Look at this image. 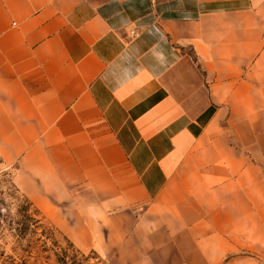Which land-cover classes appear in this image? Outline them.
I'll use <instances>...</instances> for the list:
<instances>
[{"label": "crops", "instance_id": "0c3cea01", "mask_svg": "<svg viewBox=\"0 0 264 264\" xmlns=\"http://www.w3.org/2000/svg\"><path fill=\"white\" fill-rule=\"evenodd\" d=\"M0 167L125 264H264V0H0Z\"/></svg>", "mask_w": 264, "mask_h": 264}, {"label": "trees", "instance_id": "16d2710c", "mask_svg": "<svg viewBox=\"0 0 264 264\" xmlns=\"http://www.w3.org/2000/svg\"><path fill=\"white\" fill-rule=\"evenodd\" d=\"M15 221L14 245L3 254L4 264H97L94 250L78 248L56 226L48 224L40 210L25 196Z\"/></svg>", "mask_w": 264, "mask_h": 264}, {"label": "rangeland", "instance_id": "374dc122", "mask_svg": "<svg viewBox=\"0 0 264 264\" xmlns=\"http://www.w3.org/2000/svg\"><path fill=\"white\" fill-rule=\"evenodd\" d=\"M11 173V168L0 167V262L4 264L2 262V253L9 254L11 252V247L14 245L15 236L13 228L16 225L15 221L20 218L18 210L25 196L40 210L48 224L56 226L74 243L56 221L61 218L64 220L70 218V214H64L59 208L51 213H47L42 208H39L16 186L12 181ZM75 245L86 253L90 250H94L100 258V261H98L97 264H125V262H123V251L117 253H104L96 247H80L77 244Z\"/></svg>", "mask_w": 264, "mask_h": 264}]
</instances>
